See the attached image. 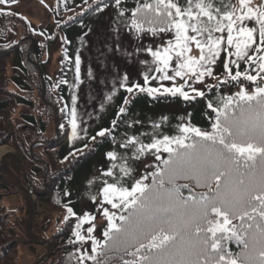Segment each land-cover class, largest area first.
I'll return each mask as SVG.
<instances>
[{
	"label": "snow or ice",
	"instance_id": "6c2138e0",
	"mask_svg": "<svg viewBox=\"0 0 264 264\" xmlns=\"http://www.w3.org/2000/svg\"><path fill=\"white\" fill-rule=\"evenodd\" d=\"M11 2L0 0V5ZM114 3L123 16L121 0ZM92 10H102L101 5ZM130 19L138 33L173 34L174 41H168L163 51L147 50L160 74L151 79L171 80L173 86L161 92L156 87L122 83L128 93L138 89L149 95H178L185 101L204 97L192 84L206 83L205 78L214 75L222 52L229 57L224 65L229 79L217 83L239 84L243 78L254 87L249 91L241 86L234 96H222L217 104H208L215 114L210 117L215 120L211 132L181 125V135L176 137L163 135L144 143L130 136L122 142L120 147L134 152L135 157L152 150L166 152L168 157L155 156L160 165L150 173V184L144 183L146 175L126 187L123 176H118L117 183L102 188L103 202L127 214L105 211L104 242L92 238L91 253L82 252L77 264L86 260L91 264H264V84L258 82L264 80V0H184L183 4L180 0H144ZM193 46L198 57L191 55ZM173 56L177 62L170 76L167 70ZM241 62L246 65L243 72L239 70ZM75 65L78 81L79 56ZM233 65L237 69L234 74ZM176 78L184 83L177 85ZM149 79L144 77L145 85ZM124 111L120 109L121 114ZM76 115L73 108L74 135ZM105 131L98 135L104 137ZM108 157L117 159L113 152ZM129 169L125 162L121 171L130 175ZM181 180L191 183H178ZM193 188L207 192L195 194ZM67 212L66 220L74 215L71 207ZM88 219L86 214L76 228ZM93 231V227L87 228L89 236ZM74 235L77 241H84L79 231ZM230 243L241 250L233 253Z\"/></svg>",
	"mask_w": 264,
	"mask_h": 264
},
{
	"label": "rangeland",
	"instance_id": "374dc122",
	"mask_svg": "<svg viewBox=\"0 0 264 264\" xmlns=\"http://www.w3.org/2000/svg\"><path fill=\"white\" fill-rule=\"evenodd\" d=\"M256 2L258 0H253V3ZM56 9V0H13L9 4L0 5V23L3 24L0 29V48H8L6 51L0 50V101H7L9 105L5 113L0 115V121H2L0 127L4 126V129L0 130V149L7 150L0 156V168L6 167V170L0 169V180H2L0 183H5L3 187L0 186V230L11 228L7 231L11 232V235L7 239L9 245L5 246L8 250L4 254V262L7 264H77L82 252L91 253L92 238L101 243L104 242L97 234L100 227L107 221L104 212L118 213L117 209L112 211L99 203L98 216L86 223L88 227H93L94 231L89 236L87 229L85 230L86 238L83 242H79L80 250L76 252L79 247L75 246L74 259L72 261L67 259L66 250L62 249L69 245V242H64L61 247L59 245L63 242H60L61 234H57L63 229V232L65 231L68 225V219H65L68 212L63 210L55 200L53 187L47 177L49 168L47 162L54 161L55 167L65 165L59 162L56 152H52L51 148L59 145L71 131L70 121L66 122L64 115L63 120L59 118L61 106L56 94L59 73L65 61V42L60 32V25L66 23L75 14L60 15L57 18ZM21 42L25 44L21 50L22 57L30 60L32 53L37 49L39 53L37 60L41 63L30 60L39 75L35 69L27 68L29 76L25 80L30 85V92L27 93L20 91L11 82V77L17 75V72L14 71L11 63L14 56L8 54L9 50ZM165 45L161 37H150L147 32H143L140 38H134L124 28L115 26L110 14L102 16L87 34L86 43L80 55L78 81L75 73L78 90L77 124L84 126L94 118L108 104L110 97L122 83L134 82L146 76L149 70L155 69L156 62L147 50L159 48L163 51ZM191 55L199 56L194 46ZM233 58L235 59L234 56ZM176 62L173 56L167 70L168 75H173ZM217 70L215 64L214 75L206 77V83H193L192 87L207 89L217 84L218 80L229 79L227 72L217 76ZM125 77H127L126 80ZM162 81L173 86L171 80ZM183 83V80L176 78L177 85ZM240 87L236 88L235 93ZM243 87L251 91L254 86ZM19 98L28 101L32 107L19 105L17 103ZM43 104L51 108V111L47 110ZM52 113L57 118L56 124L47 120L48 114ZM30 114H34L39 122L43 119L47 120L45 134H40L39 126L37 129L27 128L24 116ZM54 131L60 134L59 138L53 135ZM51 141L53 144L49 146ZM19 154L24 157L20 161ZM7 161H19L15 165L17 169L6 166ZM34 161L38 162L39 168L29 166ZM42 162L46 164V169L41 167ZM153 163L154 160H150L145 166ZM34 169H39L40 173L34 178L37 189L30 195L31 192L27 190L31 187L25 188L24 184L27 181L19 175L23 172L26 176V173L30 172L31 177ZM8 174L19 180L21 188H13L12 181L5 180ZM32 176L35 177L34 174ZM25 179L28 178L25 177ZM24 195L28 197L25 198ZM20 220L22 225L26 222L27 233L21 226L19 227ZM3 221H5L4 224ZM80 229L83 228L80 227ZM84 264H91V261L86 260Z\"/></svg>",
	"mask_w": 264,
	"mask_h": 264
},
{
	"label": "trees",
	"instance_id": "16d2710c",
	"mask_svg": "<svg viewBox=\"0 0 264 264\" xmlns=\"http://www.w3.org/2000/svg\"><path fill=\"white\" fill-rule=\"evenodd\" d=\"M57 9L55 16L59 18L60 15L75 14L74 17L69 19L66 23L60 25V32L62 33L65 49H64V67L59 73V83L57 86L56 98L58 99L59 106H61V111L58 115L59 118L70 123V134L66 135L64 140L56 146H52L51 141L49 146H52V152H56L58 160L60 163H64L63 166L55 167L54 161H48V179L51 183L56 202L62 207L63 210L67 211L68 207L73 209L74 215L68 218V225L65 227V231H60L57 235H60L62 243L59 245L62 247L64 242H69V245L64 247L62 250H66L67 259L72 261L74 259L75 246H80V241L76 240L74 232L79 231L76 225L84 219L85 215L89 217L88 221L96 219L97 212H99L98 205L102 203L106 208L112 211L116 210L112 208L111 204L103 202L102 188L108 183H117V177L123 176L122 183L126 187H130L135 179H140L141 177L148 176V179L144 180L145 184H150L152 181L151 172L156 171L157 165H160V161L156 160L155 156L160 155L161 159H167L168 154L166 152L155 153L144 152L139 157H135L134 152L129 151L127 148H121L120 144L124 142L130 136H136L139 140L144 143H151L154 139L162 138L163 135H168L170 137H176L181 135L179 128L183 126H192L199 128L204 131L211 132L212 124L215 122V114L212 113L211 109L207 106L209 103L217 104L222 96L232 97L234 96L236 88L240 86H254L251 82L241 78L240 83L236 81H231L225 84H215L207 89H199L205 93L204 97L196 96L195 99L185 101L180 96H171L168 94L164 95H149L147 92H141L138 89H134L133 94L130 95L125 90V87L118 86L115 92L109 99L108 104L101 109L98 114L92 118L88 123L83 125H78L75 130V135L72 129V109H76V102L78 96L77 82L75 79L76 57L81 55L82 49L86 43L87 34L94 28L96 23L104 15H109L112 18V22L115 26L124 28V30L131 33L134 38H140L142 33L136 32L131 27V15L132 11L135 10L138 3L142 4L144 0H121V8H123L124 15H119V9L116 7L114 0H56ZM149 2H154V0H149ZM234 2V0H233ZM183 4L184 0H180ZM101 5L102 10L92 9L96 8V5ZM2 23H0V29L2 28ZM150 37H161L162 42L167 43L168 41H174L173 34L170 33H160L159 35ZM219 35V34H217ZM226 36V33L224 34ZM258 39V37H257ZM28 43V42H27ZM24 42L16 44L11 50H9V56L13 55L14 58L11 59V63L14 67V71L17 75L11 77V82L23 93L30 92V85L26 82L28 75V67L35 69L34 65L30 60L36 61L38 50L36 49L30 60L21 55L22 47ZM3 48V47H2ZM10 49V48H9ZM0 50H8L3 48ZM8 56V57H9ZM229 59L226 52L221 53V57L217 59V76L225 74V62ZM231 59H234L231 57ZM39 63V62H38ZM41 64V63H39ZM246 65L241 62L240 71H245ZM237 69L232 66V73L234 74ZM37 72V70L35 69ZM38 74V72H37ZM251 74L256 75V72ZM39 75V74H38ZM160 74L155 72L154 69L149 70L146 76H149V83L145 85L144 77L138 78L136 81L125 84L126 86H131L133 84L144 86V87H156L161 89L172 87L166 84L164 81L159 79H151V77H158ZM259 83L264 84V80H259ZM207 86V85H206ZM214 86V87H213ZM190 95L191 90L186 88ZM135 92V93H134ZM131 96V97H130ZM73 97H75V104L73 103ZM17 102L19 105L31 106L28 101L19 98ZM44 105V104H43ZM44 107L51 111L48 106ZM9 108L7 101H0V115L5 113ZM30 108V107H29ZM124 108L125 111L121 114L120 109ZM48 119L52 123L56 124L57 118L54 117V113L48 114ZM24 119L26 121L27 128L40 127V134H45L46 127L45 124L47 120H39L34 114L25 115ZM2 121H0L1 123ZM115 122V123H114ZM159 125V127H155ZM4 129L1 125L0 130ZM101 130L105 131V136L101 137L98 132ZM56 138L60 137V134L54 131L53 134ZM138 147V145H137ZM115 153L117 159L110 160L108 153ZM155 153V154H153ZM18 160L24 158L19 154ZM125 157L126 159H121ZM31 158V157H30ZM45 158V156H44ZM154 160V163L145 166L147 162ZM19 161H7V165L13 169H17L15 165ZM127 162L130 165V175H125L122 171V165ZM41 167H45L46 164L42 162ZM38 162L34 161L29 166L38 167ZM3 166V165H2ZM21 169V166L19 167ZM1 170H6V167H1ZM46 169V167H45ZM30 171V168H29ZM111 171L112 176L105 175L106 172ZM39 169H34L33 177L29 176V173L21 172L20 177H24L23 180L27 181L25 188L30 186L27 192H31L30 195L36 190V181L34 178L38 177ZM43 173V171H42ZM28 178L27 180L25 179ZM6 181H12L13 188L20 187L19 180L14 176L7 175ZM2 181V180H0ZM4 181V180H3ZM180 184L191 183L190 181H178ZM5 183H0V186H4ZM214 187V186H213ZM21 188V187H20ZM193 193L199 194L202 192H207V189L193 188ZM70 193V195H66ZM187 195V190L184 191ZM27 198V195H24ZM126 215L127 213L118 210L116 214ZM1 220V218H0ZM87 221V222H88ZM5 221L2 223L4 224ZM85 223L81 224L79 233L82 237H85V230L88 225ZM119 223V221H116ZM26 223V222H25ZM22 225V220H20L19 227L21 226L27 233L26 224ZM234 223H238L234 221ZM107 226V221L100 227L97 231L98 237L104 241L102 232ZM11 228L0 230V264H7L4 262V254L8 250L9 245L8 237L11 232H7ZM63 232V233H62ZM28 235V234H27ZM73 245V246H72ZM71 246V247H70ZM2 248V249H1ZM79 247L77 251L80 250ZM228 248L233 253H237L241 250L240 246L236 243H230ZM57 254V253H56ZM60 253L58 252V256ZM56 256V255H55ZM3 258V259H2ZM6 261L8 257L6 256ZM54 258V256H52ZM58 258V257H57Z\"/></svg>",
	"mask_w": 264,
	"mask_h": 264
},
{
	"label": "bare ground",
	"instance_id": "6f19581e",
	"mask_svg": "<svg viewBox=\"0 0 264 264\" xmlns=\"http://www.w3.org/2000/svg\"><path fill=\"white\" fill-rule=\"evenodd\" d=\"M6 152H7V150H6L5 148H4V149L1 148V149H0V156H1L2 154L6 153Z\"/></svg>",
	"mask_w": 264,
	"mask_h": 264
}]
</instances>
